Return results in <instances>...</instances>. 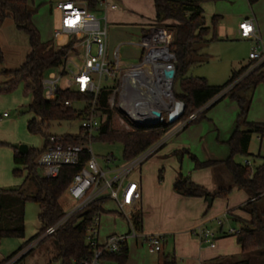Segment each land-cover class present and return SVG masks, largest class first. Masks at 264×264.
<instances>
[{"label":"trees","instance_id":"16d2710c","mask_svg":"<svg viewBox=\"0 0 264 264\" xmlns=\"http://www.w3.org/2000/svg\"><path fill=\"white\" fill-rule=\"evenodd\" d=\"M84 3L91 12L95 11L99 5L98 0H72ZM208 0H154L156 17L154 25L172 32L173 40L170 51L176 57V77L175 84H179L181 92L175 94L177 101L185 105L182 118L172 124H163L155 127H139L131 124L124 115L121 116L130 124L128 131H117L112 128L113 110L107 103L110 92H103L100 96L99 104L96 108L102 112L107 120L102 124L98 133V142L109 144H121L123 146L124 163L130 162L137 156L145 152L151 146L157 144L173 130L180 122L186 121L191 115L198 113L210 101L220 96L227 88L232 86L246 72V67L234 72L228 83L223 86H211L204 78L187 77L191 66L201 63L199 53L204 46L214 41L216 37L209 39L211 28L206 24L204 9L202 4ZM250 6H255L260 0H247ZM36 10H32L28 0H0V29L4 26L8 17H12L17 29L24 31L30 38L32 52L27 57L23 66L15 71L0 70V78L5 82L0 84V94H11L19 86L23 87L26 97H31L28 106L20 108L21 114H32L33 118L27 123L29 133L33 135L45 134V128L52 122L83 120L92 109L90 97L78 92L60 91L58 98L54 102L44 99L42 81L51 70L60 68L66 61L72 45L63 48H55L50 43H43L40 33L33 23ZM219 19L214 17V24ZM215 28V25H214ZM149 31H144L148 33ZM4 62L3 54L0 51V67ZM250 63L248 66H251ZM264 84V66L259 67L242 81L236 84L228 93L223 95L211 107L198 114L197 118L190 122L185 128L193 124L200 123L206 113L215 104L226 98L237 103L240 113L237 119L236 130L227 143L230 148V157L225 162L202 163L188 150L175 153L180 162L188 156L195 165V169L212 168L222 165L231 176L233 184L244 191L250 200L239 208L246 213L250 219L244 221L235 218L242 227L236 235L237 244L242 249L243 258L230 257L219 258L213 264H264V159L258 167L252 168L248 165L237 164L234 160L236 155L252 157L249 153L251 140L254 134L264 136V124L250 123L247 117L250 111L252 95L254 91ZM174 91V88H173ZM250 93L248 97L247 94ZM70 101L71 107H67L65 102ZM81 103L83 108L77 109L75 105ZM184 128V129H185ZM245 128V129H244ZM83 129L79 136H63L66 143L84 144ZM49 136L45 138V146L48 144ZM93 141V140H92ZM164 148V147H163ZM44 150V149H43ZM43 150L29 148L27 154L14 151L13 171L15 176H19L23 171L27 173L23 184L17 189L0 188V244L6 238H22L25 235L23 211L13 212V206L24 205L32 201L39 206V221L41 229L36 237L23 245L9 258L1 264L9 263L14 257L29 246V244L42 237L46 231L59 223L65 216L62 200L69 196L68 190L72 184L74 176L80 171V167H63L60 174L55 179H47L40 173L38 160ZM84 155V162L88 160ZM27 183L35 187L33 194L24 195L22 191ZM176 194L184 198L227 199L232 189H220L211 193L207 189L195 184L189 177L181 173L174 183ZM20 196L19 203L13 204L8 201V197ZM70 197V196H69ZM209 202V201H208ZM211 205V204H210ZM14 206V207H15ZM99 207H95L82 216H76L69 221L65 227L57 230L55 234L48 238H54L60 249L59 260L62 264H84L92 260L94 252L87 245L86 238L92 227L93 220ZM230 214V213H229ZM231 215V214H230ZM137 231H142V216L136 213L131 216ZM46 238V237H45ZM129 259V248L126 244L121 252L116 255L105 254L103 259L110 264H127ZM166 258L164 264H175L172 258Z\"/></svg>","mask_w":264,"mask_h":264},{"label":"built area","instance_id":"2783aa9c","mask_svg":"<svg viewBox=\"0 0 264 264\" xmlns=\"http://www.w3.org/2000/svg\"><path fill=\"white\" fill-rule=\"evenodd\" d=\"M106 10H116L117 6L106 1L101 2ZM58 10L61 14L60 27L53 32L55 40L68 37L72 50L64 62L57 69L51 70L42 81L43 96L46 101L54 102L60 91L78 92L90 97L91 112L82 120L84 140L88 143H66L63 136H49L47 145L38 160V167L42 176L47 179H55L59 176L63 167H80V171L74 176L68 190L70 198L75 206L55 226L49 228L45 235L51 236L71 221L76 216H82L95 207H99L91 229L88 232L86 242L93 250L91 261L84 264H110L103 259L105 254H119L130 238H140L146 243L149 253L162 252L163 238L160 235L140 236L137 228L130 219V231L124 235H111L105 240H100V218L103 215V202L106 199L117 202L120 210L125 213L127 208L133 207L138 199V184L128 181L131 174L154 158L159 151L176 135H178L190 122L194 121L198 114L211 107L218 99L228 93L236 84L261 66H264V40L259 35L255 20L249 19L240 24V36L242 39L252 40L255 45L249 54L253 70L245 73L232 86L227 88L220 96L210 101L198 113L191 115L186 121L180 122L171 132L162 138L157 144L151 146L145 152L130 162L121 166H115L116 159L109 156L103 168L90 147L94 134L99 133L103 124L102 115L97 110L100 96L102 95V83L120 77V84L110 92L108 105L111 110L117 108L128 121L139 127H155L163 124H172L169 117L174 105H180L181 111L174 122L179 121L184 115L185 105L177 101L174 96V81L176 77V57L170 51L173 40L171 31L154 27L145 33L141 43L143 47L142 58L132 65H122L108 59V27L106 17L98 18L87 6L80 2L68 1L60 3ZM71 56L77 57L83 64L78 74H72L69 69ZM175 71L174 78H168L167 72ZM71 107L70 101L65 102ZM160 112V118L154 115ZM10 117L8 112L0 114V122ZM173 122V123H174ZM125 125V122H123ZM127 126V125H126ZM129 129V126H127ZM88 156L84 162L83 156ZM246 165L250 166V162ZM222 227V221H218ZM240 229H229L226 235L239 234ZM201 241L213 246L217 239L209 229H199L196 232Z\"/></svg>","mask_w":264,"mask_h":264},{"label":"rangeland","instance_id":"374dc122","mask_svg":"<svg viewBox=\"0 0 264 264\" xmlns=\"http://www.w3.org/2000/svg\"><path fill=\"white\" fill-rule=\"evenodd\" d=\"M106 1L109 6H117V11H112L109 7L108 12L103 6H99L95 11L98 18H107L108 27V52L107 56L110 61L120 62L122 65H132L137 63L142 58L143 47L142 37L144 31L156 27L155 20V5L153 0H100ZM32 10H36L33 17V23L40 33V38L43 43H50L55 48L66 47L70 41L68 37H62L57 40L53 37L54 30L60 27L61 14L54 7L52 0H28ZM87 6V5H86ZM204 8V18L206 24L211 28L209 39L214 36L216 39L202 48L199 53L201 63L190 67L187 77L204 78L211 86H223L230 80L234 72L241 70L249 64V54L251 53L255 43L249 39H242L237 34L238 22L236 13L239 6L232 4L219 3V0H208L202 4ZM238 7V8H237ZM89 9V7L87 6ZM107 14V15H106ZM219 19L214 24V17ZM142 21V22H141ZM215 25V28H214ZM259 35L264 40V28L261 29ZM0 51L3 54L4 62L0 70L15 71L20 69L26 62L27 57L31 54V44L28 34L17 29L13 18H7L4 26L0 29ZM69 69L72 74H78L82 68V62L75 56H71ZM246 72L253 70V67L246 66ZM120 77L102 83V91H113L120 84ZM181 88L179 84H175L174 93L179 94ZM250 96V93L247 94ZM9 98V99H7ZM20 102V104H19ZM31 103V97H26L23 93V87L19 86L11 94H0V114L8 112L11 116L12 125L9 123L0 124V188L17 189L24 181L27 173L22 172L21 175L15 176L13 171L14 166V147L16 145H25L29 148L40 150L43 148L46 136H70L75 137L81 134L82 121H62L52 122L50 126L45 128L46 136L42 134L33 135L27 129L29 119L33 118L31 114H21L20 108L28 106ZM84 105L78 103L75 108L81 109ZM112 114V128L117 131H128L130 124L116 111ZM119 111V110H118ZM102 115L103 123L107 117ZM250 123L264 124V84H261L252 95L250 111L247 117ZM125 122V125L124 123ZM201 123L193 124L189 130H193ZM129 126V129L127 126ZM224 127V126H222ZM245 129V128H244ZM204 139L208 143H215V139L219 136L227 135V132H217L215 129H210V126H204ZM234 132L228 138L227 143L233 136ZM98 133L94 134L93 141L90 142V147L94 156L99 160L100 165L105 168L106 160L109 156L116 159L115 166L124 164L123 146L121 144H109L97 141ZM176 137H173L172 143ZM210 141V142H209ZM226 146L230 151V148ZM212 148L214 146H211ZM221 148L216 147L215 149ZM204 149V150H203ZM162 151V150H161ZM160 151V152H161ZM200 155L205 152L204 142L198 143L195 149ZM160 152L156 157L160 156ZM249 153L252 157H244L236 155L234 160L237 164L246 165L250 162L252 168L262 164L264 158V136L254 134L251 140ZM155 157V158H156ZM154 159V158H152ZM151 159V160H152ZM139 170V169H138ZM138 170L131 174V179L138 178ZM42 175V172L40 170ZM35 187L27 183L22 193L31 195ZM20 196L8 197L9 202L14 204L19 203ZM12 203V204H13ZM62 204L66 213L75 206V202L65 196ZM15 207L13 212L23 211L25 235L22 238H6L0 244V264L18 251L23 245L31 241L37 236L41 229L39 221V206L28 201L24 205ZM127 211V210H126ZM126 214L118 211L114 216H103L100 218V232L102 236L111 233H125L128 227L125 223ZM132 217H130L131 219ZM241 219V218H239ZM242 220V219H241ZM241 222V221H240ZM225 228L229 226L239 230L242 225L240 223L226 222ZM45 235V234H44ZM43 235V236H44ZM40 237L32 241L27 248L20 252L7 264H62L59 260V245L54 238L49 236ZM102 241V239H101ZM133 240L129 241V246L132 249V254L129 264H164L165 259L173 256L171 241L165 246L161 253L151 254L147 247L134 248ZM172 258L168 261L171 262ZM178 264H188L187 262H178ZM198 264V263H196Z\"/></svg>","mask_w":264,"mask_h":264},{"label":"crops","instance_id":"0c3cea01","mask_svg":"<svg viewBox=\"0 0 264 264\" xmlns=\"http://www.w3.org/2000/svg\"><path fill=\"white\" fill-rule=\"evenodd\" d=\"M52 1H54V7L58 10V5L60 3L72 0ZM98 2L99 7L103 1L98 0ZM219 3L239 6V10L236 13L238 22L237 34L239 36L240 24L249 19L255 20L259 32L264 28V0H260L253 7L249 5L247 0H219ZM95 11H93V13H95ZM112 11L115 12L117 9ZM107 12L108 9L106 10V13ZM144 34L145 33H143V35ZM250 63L251 62H249V64ZM3 82H5V79L1 77L0 84ZM239 113L240 110L236 102L228 98L221 100L208 110L199 126L193 130H189V127L183 129L175 136L176 139L172 143H167L164 148L161 149L162 151H159V157L155 156L156 158L150 159L141 166L139 170L137 169V172H139L138 178L131 179V177H129L128 179L130 182L137 183L139 190L136 204L131 208H127L126 212H129L130 217L136 213L141 214L143 221L142 231H139L140 236H162L163 251L165 246L171 241L173 256L170 258L174 259L175 264H178V262H187L188 264H213L219 258L244 257L241 247L237 244L236 236L226 235L229 229L234 228L229 226V228L226 229L225 223H240L234 221L235 218L249 221L250 217L239 210V208L245 205L250 200V197L233 184L231 176L222 165L212 168L195 169L194 163L188 156H185L182 162L175 156L176 152L188 150L202 163L210 161L225 162L228 160L230 151L226 143L232 132L236 130ZM31 116L33 117L32 114ZM9 121H11V116L1 121L0 124L9 123ZM13 122L14 121H11L10 125H12ZM208 125L210 129H215L217 132H227V135L225 134L223 137L219 136L215 139V143L210 141V143H208L207 140L204 139L206 134H204V126L206 127ZM202 142H204L205 148L203 155H200L196 151L193 152L192 150L196 148L198 143ZM211 146L214 147L212 148ZM215 146H220L221 148L215 149ZM44 147L45 143L43 148ZM43 148L40 150H43ZM180 173L183 176L189 177L192 182L207 189L211 193L218 192L220 189L229 188L232 189V193L227 199H215L212 201L211 205L203 198H184L176 194L173 188ZM102 208L103 215L101 217L114 216L113 214L118 213L120 210L117 202L110 199L104 200ZM124 218L128 227L127 232L109 233L105 236H102L100 232V240L102 239L103 241L111 235L128 234L130 231V224L128 219L126 217ZM218 221H222V227L218 226ZM201 228L209 229L217 235V239L213 246L204 244L201 239L196 236V232ZM130 240L134 241V248L139 246L147 247L141 237L130 238L127 243L129 248V259L127 264H129L132 254V249L129 246Z\"/></svg>","mask_w":264,"mask_h":264},{"label":"water","instance_id":"95a60500","mask_svg":"<svg viewBox=\"0 0 264 264\" xmlns=\"http://www.w3.org/2000/svg\"><path fill=\"white\" fill-rule=\"evenodd\" d=\"M166 75H167L168 78H174L175 77V71L167 72ZM154 115L156 117H158V118H160L162 116V114L160 112H155ZM176 119H177V116L175 114H171L170 117H169L170 123H173ZM14 149L18 150V152L21 153V154H27L28 150H29V147L25 146V145H16L14 147ZM208 201H209L210 204L212 203L211 199H209Z\"/></svg>","mask_w":264,"mask_h":264},{"label":"bare ground","instance_id":"6f19581e","mask_svg":"<svg viewBox=\"0 0 264 264\" xmlns=\"http://www.w3.org/2000/svg\"><path fill=\"white\" fill-rule=\"evenodd\" d=\"M171 110L174 114H178V112L181 111V106L180 105H174Z\"/></svg>","mask_w":264,"mask_h":264}]
</instances>
